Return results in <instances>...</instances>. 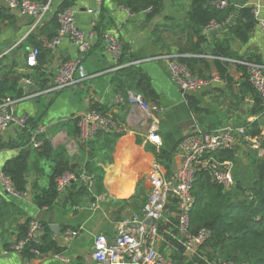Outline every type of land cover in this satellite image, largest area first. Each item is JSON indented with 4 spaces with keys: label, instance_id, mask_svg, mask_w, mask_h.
Instances as JSON below:
<instances>
[{
    "label": "crops",
    "instance_id": "obj_1",
    "mask_svg": "<svg viewBox=\"0 0 264 264\" xmlns=\"http://www.w3.org/2000/svg\"><path fill=\"white\" fill-rule=\"evenodd\" d=\"M43 1H51L52 10L47 19L36 24L33 18L31 23L28 19H19L17 14L23 13L8 8L5 0H0V82L10 80L15 83L16 91L12 87L8 95L19 97L17 112L31 117L29 130L12 126L0 133V172L22 149L29 163L27 197L21 199L6 193L0 183V264H95L92 257L95 236L103 232L113 238L120 219L142 212L151 189L152 166L158 163L162 172L171 173L172 167L160 162L157 152H174L173 161L178 164L179 142L193 132L256 125L264 132V101L257 100L254 89H248L245 68L211 57L216 55V43H221L228 48L230 57H252L264 62V33L256 23L246 42L234 37L230 29L216 33L204 29L202 35L195 34L188 22L193 0H164L161 10L152 17L126 6L131 2L139 4L142 0H103L101 4L97 0ZM245 5H260L264 11V0H246ZM67 6L78 10L77 25L87 35L91 32L96 35L78 70L80 82L72 88L43 93L53 82L63 61L81 56L68 38L54 48L49 46L59 27L57 14ZM9 14L12 15L10 18L7 17ZM103 30L118 34L124 45L120 59L123 67L132 68L130 75L134 78L145 76L149 79L156 93L155 101L148 102L158 106L155 124L162 136L160 147L147 141L153 119L146 124L131 123L133 113L140 114V110L135 106H120L116 101L120 92L116 80L122 77V67H115V60L100 37ZM35 48L45 55L41 65L30 62L29 56ZM166 52L184 54L192 60L196 72L216 75L219 79L202 90L182 92L172 80L167 63L151 59ZM130 61L137 62L126 65ZM218 61L225 66L224 75ZM38 74H42L44 82L38 79ZM12 75H20L22 81L11 79ZM83 75L95 76L83 78ZM37 88L41 90L36 91ZM19 90L22 91L20 96ZM93 106L112 113L126 125V132L111 149L103 148V139L98 137L81 146L77 117ZM39 127L44 128L39 137L41 145L49 143L46 152L31 144L32 132ZM231 151L234 158L229 161L234 164L236 181L248 182L255 176L254 159L264 155L252 148L250 140L242 137ZM107 155L111 156L110 160ZM60 160L77 171H89L90 165L97 162L105 170L103 182L96 183L93 192L81 183H73L58 194L52 207L40 208L35 195L54 184L58 175L55 167ZM32 218H39L49 227L47 233L61 247L60 252L70 257L69 262L57 259L55 250L26 255L13 249L22 228ZM147 222L151 224L152 219L148 218ZM53 223L60 226L59 235L51 229ZM67 229L78 231L70 242L64 239ZM157 247L165 253L170 252L163 240L158 241Z\"/></svg>",
    "mask_w": 264,
    "mask_h": 264
},
{
    "label": "built area",
    "instance_id": "obj_2",
    "mask_svg": "<svg viewBox=\"0 0 264 264\" xmlns=\"http://www.w3.org/2000/svg\"><path fill=\"white\" fill-rule=\"evenodd\" d=\"M97 1L101 4L103 0ZM5 3L8 8L20 10L23 14L35 19L36 24L47 19L52 10L51 1L5 0ZM209 5L217 9H225L229 8L232 3L230 0H210ZM252 7L255 19L264 33V11L260 5ZM77 11L75 7L67 6L58 12L59 27L49 46L54 48L63 39L68 38L78 48L81 56L63 61L53 82L44 89L43 93L75 87L81 80L77 73L82 67V59L92 47V37L96 34L91 32L87 35L77 25ZM152 11L153 6L151 5L140 10L141 13L146 14ZM228 21L213 20L205 26V29L207 31L216 30ZM100 37L105 42L107 51L114 58L115 67L125 66L120 62L124 53V45L118 34L111 30H103ZM39 54V48H35L29 56L30 62L36 64ZM211 57L222 62L243 66L249 83L264 101V62L224 55H211ZM182 58L184 54L167 52L151 57L152 60H164L167 63L172 80L184 93L202 90L219 79L216 75H203L193 71ZM136 62L130 61L126 65H134ZM93 76L95 75H83L82 77ZM19 101V97L9 95L0 98V133L12 126L24 130L30 129V115L19 114L16 110ZM116 101L120 106H135L140 110V114L133 113L131 123L146 124L148 120L153 119L147 133V141L160 147L163 143L162 136L158 125L155 124L158 121L155 114L158 112V106L148 102L142 93L131 89L119 92L116 95ZM77 128L79 140L84 145L91 143L101 134L123 135L127 130L126 125L112 113L95 107L77 117ZM43 132V127L32 132L31 144L34 147L41 145L39 137ZM240 137L250 140L252 148L258 150L260 155H264V132L255 136L251 135L248 126H229L213 131L201 130L183 137L178 145L180 161L176 164V171L162 172L158 163L152 166L149 179L151 189L142 212L120 219L117 233L113 238H109L103 232L95 236V251L92 254L95 264H199L202 259L208 261L202 253V247L211 238L212 231L208 227H201L195 231L192 229V211L196 202L194 186L199 173L205 172L212 181L222 185L226 190L235 187L234 164L232 161L222 160L220 152L232 149L239 142ZM77 182L93 192L95 174L87 170H65L55 178L56 191L58 194L63 193L71 184ZM0 183L3 190L10 195L21 199L28 196L26 191L17 188L12 177L4 171L0 172ZM148 218L152 219L151 224L147 222ZM43 228L44 224L39 218L30 219L26 235L18 237L13 244V249L28 252L31 255H41L43 251L39 246L43 243ZM77 235V230L67 229L64 239L70 242ZM160 240L167 243L170 252L165 253L157 247ZM56 258L66 262L70 261V257L64 256L61 252L56 253ZM208 263L248 264L231 260Z\"/></svg>",
    "mask_w": 264,
    "mask_h": 264
},
{
    "label": "trees",
    "instance_id": "obj_3",
    "mask_svg": "<svg viewBox=\"0 0 264 264\" xmlns=\"http://www.w3.org/2000/svg\"><path fill=\"white\" fill-rule=\"evenodd\" d=\"M230 2L232 5L229 8L217 9L211 7L208 0H193L191 10L188 13V22L191 24L194 33L202 35L205 26L213 20L226 22L230 16L233 18L236 13L235 0H230ZM163 3L164 0H142L139 4L131 2L126 6L132 11H139L151 5L153 6V11L148 16L152 17L161 10ZM11 16V14L7 15L8 18ZM256 23L253 7L244 6L240 9L234 25L231 26L230 33L242 42H246L249 40ZM214 52L216 55H231L228 52V48L224 47L221 43H216ZM249 59L255 58L249 57ZM182 60L195 71L192 68V60L190 58L184 57ZM256 60L261 61L257 58ZM44 61L45 55L40 52L37 61L38 65L43 64ZM218 67L221 74L224 75L226 71L225 66L218 61ZM131 69L129 67H122L120 69L122 77L120 76L119 80H116L117 89L120 92H126L128 89L135 90L143 93L147 101H155L154 97H156V93L152 89L149 79L145 76L134 78V75H130ZM129 75L130 77L127 78ZM38 79L44 82L42 74H38ZM247 86L249 90H253L249 82ZM12 87L16 91L15 83H11L10 80H2L0 82V98L8 96ZM21 94L22 91L19 90L18 96ZM257 100L262 101V98L258 94ZM93 107L103 110L98 106ZM262 109L264 110V107ZM249 132L254 136L259 135L261 129L256 125L249 128ZM120 136L122 135L101 134L98 138L100 140L103 139V148L111 149ZM29 141L26 143H29ZM81 146L84 147V144ZM41 147L46 152L49 149V143H43V145L39 146V149ZM222 153H225L224 157L220 156L222 160H232L234 158L231 149L220 152L221 155ZM156 157L166 167L170 168L174 152L161 150L156 153ZM107 158L110 160L111 156L107 155ZM253 162L255 165V176L253 179L250 182L237 180L235 187L231 190H226L222 185L212 181L207 173H199L193 190L196 202L192 211V229L195 231L201 227H208L212 231L211 238L202 247V253L208 260L202 259L201 262L203 264L219 260H231L236 263L264 264V157L255 158ZM56 165L55 173L58 175L68 169L76 170L69 163H65L62 160ZM90 167L92 168L89 172L95 174V184H102L105 170L97 165V162H93ZM28 168V159L25 150L22 149L16 158L5 164L3 171L12 177L18 189L25 191L28 183ZM57 197L58 192L56 191L54 180L52 186L35 195V201L40 208L52 207ZM28 223L22 228L20 237L26 235ZM47 232H49V227L44 225L42 234L43 243L39 246L40 249L43 252L49 250L60 252L61 247L50 238ZM25 253L26 255H31L28 252Z\"/></svg>",
    "mask_w": 264,
    "mask_h": 264
},
{
    "label": "water",
    "instance_id": "obj_4",
    "mask_svg": "<svg viewBox=\"0 0 264 264\" xmlns=\"http://www.w3.org/2000/svg\"><path fill=\"white\" fill-rule=\"evenodd\" d=\"M245 3H246V0H243V1H235V6H236L235 16L232 19H230L227 23H225L222 27L214 30V32L216 33V32H219V31L229 30L231 28V26L234 25V23L236 21V18H237L238 14H239L240 9L242 7H244V6H246ZM17 16L19 17V19L20 18L21 19L22 18L23 19H28L29 20V23H31V17L30 16H28L26 14H20V13H18ZM206 31L207 30H205V32ZM10 78L11 79H15L17 81H22V77L20 75H12ZM31 88H32V86H31ZM40 90H41L40 88H37L36 91H40ZM28 93L30 94L31 91H28ZM161 102H162V104H164V101L161 100ZM193 133H195V132H193ZM171 167H172V170L173 171H176V163H175V161L172 162ZM50 227L54 231V233H56L57 235H59V233H60V226L58 224L53 223V224L50 225ZM93 251H95V248L93 249Z\"/></svg>",
    "mask_w": 264,
    "mask_h": 264
},
{
    "label": "rangeland",
    "instance_id": "obj_5",
    "mask_svg": "<svg viewBox=\"0 0 264 264\" xmlns=\"http://www.w3.org/2000/svg\"><path fill=\"white\" fill-rule=\"evenodd\" d=\"M253 177H254V176H253ZM253 177L251 176L248 182H250V181L253 179ZM199 264H203V263L200 262Z\"/></svg>",
    "mask_w": 264,
    "mask_h": 264
}]
</instances>
